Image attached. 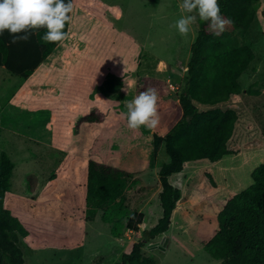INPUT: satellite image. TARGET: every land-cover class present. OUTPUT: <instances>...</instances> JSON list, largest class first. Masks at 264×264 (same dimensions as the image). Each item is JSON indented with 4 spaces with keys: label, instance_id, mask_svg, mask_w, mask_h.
I'll use <instances>...</instances> for the list:
<instances>
[{
    "label": "rangeland",
    "instance_id": "374dc122",
    "mask_svg": "<svg viewBox=\"0 0 264 264\" xmlns=\"http://www.w3.org/2000/svg\"><path fill=\"white\" fill-rule=\"evenodd\" d=\"M180 3L73 0L66 39L27 79L0 67V153L14 163L4 206L28 231L19 239L24 264H116L135 242L156 264H221L203 245L225 201L248 187L264 163V0L253 3L256 43L230 27L217 36L221 52L247 44L255 55L238 80L241 94L224 105L238 115L228 144L235 153L217 163L194 162L171 177L184 194L167 232L148 239L143 232L162 214L152 165L168 161L163 146L155 154L152 132L167 133L176 121L185 58L198 31V22L186 38L170 27L181 15ZM158 62L173 75L158 70L147 79L139 72ZM148 87L158 92L160 123L154 131L130 130L125 102ZM89 161L134 174L128 210L144 217L136 232L116 240L100 213L87 221Z\"/></svg>",
    "mask_w": 264,
    "mask_h": 264
},
{
    "label": "trees",
    "instance_id": "16d2710c",
    "mask_svg": "<svg viewBox=\"0 0 264 264\" xmlns=\"http://www.w3.org/2000/svg\"><path fill=\"white\" fill-rule=\"evenodd\" d=\"M258 1L218 0L221 14L233 21L230 28L244 38L251 35L252 43L260 38L253 31L257 23L253 3ZM68 26L69 22L64 29L66 33ZM207 27V23L198 21V31L190 44L184 87L179 95L181 117L163 137L153 136L155 154L163 146L168 161L157 171L162 214L153 228L143 232L148 239L167 232L181 199L180 190L169 183L172 174L182 172L186 163H217L235 153L228 144L238 115L232 108L220 106L241 94L238 80L255 55L247 44L221 52L223 41ZM44 31L41 29L30 41L18 44L9 43L11 38L7 32L0 36V67L10 75L27 79L61 43L40 41ZM86 166L84 210L87 221L92 222L100 213L114 238H121L126 231L136 232L144 217L141 212L128 210V190L135 183L134 174L94 161ZM13 170L14 163L1 152L0 264H24L19 239L26 237L28 231L4 206ZM250 177L252 182L248 187L225 201L216 215V230L203 245V250L221 264H264V163L256 167ZM142 247L141 242L133 243L116 264H156L154 259L143 255Z\"/></svg>",
    "mask_w": 264,
    "mask_h": 264
},
{
    "label": "clouds",
    "instance_id": "9594fccd",
    "mask_svg": "<svg viewBox=\"0 0 264 264\" xmlns=\"http://www.w3.org/2000/svg\"><path fill=\"white\" fill-rule=\"evenodd\" d=\"M72 0H0V36L5 32L10 44L28 42L44 29L40 41L55 44L66 39L65 26L71 21ZM180 17L170 25L182 37H188L198 21L207 23L210 31L219 36L233 21L221 14L218 0H182ZM126 92V90L124 89ZM127 93V92H126ZM158 92L148 87L131 101L125 102L123 114L130 130L141 127L154 131L160 123Z\"/></svg>",
    "mask_w": 264,
    "mask_h": 264
},
{
    "label": "crops",
    "instance_id": "0c3cea01",
    "mask_svg": "<svg viewBox=\"0 0 264 264\" xmlns=\"http://www.w3.org/2000/svg\"><path fill=\"white\" fill-rule=\"evenodd\" d=\"M72 3H73V0H72ZM72 13V12H71ZM69 27V26H68ZM188 57H189V55L185 58V64L187 63V61H188ZM170 69H174L173 67H171ZM158 70H162L166 75L168 74L169 76H170V74H172L173 75V72L170 70H168V69H166L165 68V70L161 67V62H158L157 63V65L156 66H145V67H139V72H141V73H143L144 75H145V78H147V79H150V77L149 76H151L152 74H154V73H156ZM151 78H153L154 80H156V78H155V76H153V77H151ZM166 80H167V78H166ZM166 86H167V81H166ZM167 89H168V93L170 94V90H169V88L167 87ZM233 97H237V96H233ZM176 104H178L179 105V97H178V100H176ZM224 105H226V104H223V105H219L220 107H224ZM199 107V106H198ZM225 107H228V108H230V106H225ZM202 108V107H201ZM204 108V107H203ZM205 109V108H204ZM180 117H181V109H180V105H179V112L177 113V117H176V121L174 122V124L180 119ZM173 124V125H174ZM172 125V126H173ZM166 133H164V134H159L158 136H160V137H163L164 135H165ZM152 135L154 136L155 135V132H152ZM232 139H233V137H232ZM231 139V140H232ZM193 163L194 162H189V163H186L185 165H184V169L183 170H185L187 167H192L193 166ZM159 167H160V165H156V164H153L152 165V168L155 170V175L157 174V171H158V169H159ZM194 169H196V168H194ZM174 175L175 174H172L170 177H169V179L171 178V177H174ZM156 184H158V187H157V189L155 190V193L153 194V195H158L159 194V192H160V186H159V181H158V179L156 178ZM172 185V184H171ZM173 187H176V188H178L179 186H176V185H172ZM179 189V188H178ZM180 190V189H179ZM182 190H180V192H181ZM184 194V192L182 191L181 192V197H182V195ZM177 208L178 207H176L175 208V210H174V212H176L177 211ZM173 212V213H174ZM120 239V238H119ZM169 239V238H168ZM116 240H118V238H116Z\"/></svg>",
    "mask_w": 264,
    "mask_h": 264
},
{
    "label": "water",
    "instance_id": "95a60500",
    "mask_svg": "<svg viewBox=\"0 0 264 264\" xmlns=\"http://www.w3.org/2000/svg\"><path fill=\"white\" fill-rule=\"evenodd\" d=\"M165 242V241H164ZM164 244V243H163ZM159 248H162V246H159Z\"/></svg>",
    "mask_w": 264,
    "mask_h": 264
},
{
    "label": "built area",
    "instance_id": "2783aa9c",
    "mask_svg": "<svg viewBox=\"0 0 264 264\" xmlns=\"http://www.w3.org/2000/svg\"><path fill=\"white\" fill-rule=\"evenodd\" d=\"M171 86V85H170Z\"/></svg>",
    "mask_w": 264,
    "mask_h": 264
}]
</instances>
